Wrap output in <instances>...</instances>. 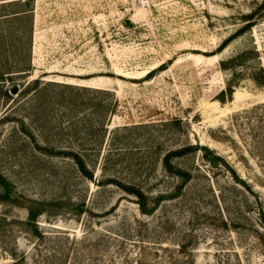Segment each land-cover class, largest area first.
Returning <instances> with one entry per match:
<instances>
[{"label": "rangeland", "instance_id": "1", "mask_svg": "<svg viewBox=\"0 0 264 264\" xmlns=\"http://www.w3.org/2000/svg\"><path fill=\"white\" fill-rule=\"evenodd\" d=\"M263 72L264 0H0V264H264Z\"/></svg>", "mask_w": 264, "mask_h": 264}, {"label": "trees", "instance_id": "2", "mask_svg": "<svg viewBox=\"0 0 264 264\" xmlns=\"http://www.w3.org/2000/svg\"><path fill=\"white\" fill-rule=\"evenodd\" d=\"M27 10L24 11V13L26 12ZM29 11V10H28ZM22 13V11H21ZM21 15H26V14H21ZM250 26V25H249ZM249 26H246V27H249ZM227 42L226 41L222 47H225L227 45ZM222 49V48H221ZM255 53L257 55H259V52L257 49H255ZM234 62V60H224L222 61V68L223 69H227V67L232 63ZM264 73V72H263ZM264 75V74H263ZM2 76V74H0V77ZM264 77V76H263ZM0 81H5V79L3 80H0ZM264 82V81H263ZM40 84V80H36L33 82H30L24 89V91H28L30 90L31 88H37L36 90L39 91V88H38V85ZM61 86L64 90L66 91H76V92H89V91H103L102 89H96V88H92V87H89V86H79V85H73V84H67V83H56V82H48L46 84H44V88H48V87H51V86ZM95 89V90H94ZM234 91H235V86L231 83V82H228L227 83V89L226 90H223L219 96V100L224 103L226 102L227 99H232L233 98V94H234ZM185 150H180V151H177V152H173V153H169L167 156H166V159L167 161L169 160V157L170 156H173V155H179V154H182ZM52 153H55V152H52ZM60 154H64L66 156H70L73 158V160L75 161V163L77 164V166L79 167V169L86 175L88 176L89 178H93V174L92 172H90L89 170V165H88V161L86 160V157L84 154L82 153H79V152H74V151H61V152H58ZM129 192L131 193H134L138 198H139V201H140V206H141V209L143 212L147 211V201H146V195L145 193L140 190V189H137L136 187L133 188H129Z\"/></svg>", "mask_w": 264, "mask_h": 264}]
</instances>
